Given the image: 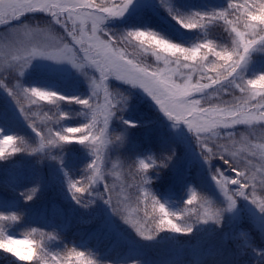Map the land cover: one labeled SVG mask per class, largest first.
Masks as SVG:
<instances>
[{
  "label": "rangeland",
  "instance_id": "374dc122",
  "mask_svg": "<svg viewBox=\"0 0 264 264\" xmlns=\"http://www.w3.org/2000/svg\"><path fill=\"white\" fill-rule=\"evenodd\" d=\"M198 1L131 0L121 17L106 19L101 28L104 32L114 36H122L129 31H151L173 44L182 47L195 46L203 41H198L197 37L199 36L194 33L190 38H187L183 27L175 30L172 11L181 9L188 11L191 16L194 14L207 16L226 9V7H218L217 4L223 2L228 5L229 3V0H212L213 4L209 8L198 10ZM95 2L99 3L101 0H95ZM107 2L118 4L120 0H107ZM141 12L145 16L140 15V18H137ZM153 13H155L156 24L160 28H167L163 26L166 23L171 31H175L177 41L164 31L156 30L149 17H152ZM232 19L235 20V17L233 16ZM52 20L50 14L36 12L28 13L22 16L20 21L13 22V24L21 25L19 30L0 25V85H3L0 86V118L4 117L9 124V126L0 125V139L8 135L15 137L12 144L0 146L4 148V154L0 156V194L8 191L14 197L0 196V216L14 215L17 217L14 222L0 221V230L4 231L7 236L32 241L34 252L32 260H20L11 253L0 250V262L2 264H37L35 257L41 255L44 264H87L89 260L92 261V264H105L106 258L103 252L106 251L105 247L108 245L106 239L115 230L117 235L130 238L131 240L128 242H133L132 245H147L149 240L156 243L155 241L163 238V232L157 228L161 213H159L158 206L153 208L152 196L170 213L179 215V218L169 217L172 223L177 226L191 228V225L198 221L206 227L204 221L209 222L205 229L207 232L188 231V233L192 231L195 234H200L204 238L209 237V229L221 225L220 220L212 224L209 211L223 209L222 204L227 203L221 190H216L218 186L213 177L216 176L219 179L221 174L230 177L234 172L223 163L219 156L206 161L195 134L183 123L177 124L169 120L160 111L155 101L142 89L124 84L114 77H110L105 82L109 92L119 94L114 96L117 109L109 121L106 137L108 142L100 146L101 158L103 157L104 164L108 166L103 177L109 179L107 186L114 189L112 207L105 203L109 194L105 192V185L100 182L99 177L95 181L81 177L91 170L88 166L82 167L78 162L92 161L95 159L94 153L79 144L67 145L61 142L57 147L47 146L48 130L60 132L62 124L67 125L64 113L68 110L65 106L72 108L77 117L84 119L82 124L87 123V110L79 104L66 101L52 103L48 100H39L32 97L30 93L23 94L22 89L36 88L69 99H87L92 92L91 80L95 79L99 82V73L89 67L87 62H84V67L75 68L68 61H53L37 57L25 64L24 58L28 52L33 49L41 50L53 42L60 41V38L65 36L63 29L54 24ZM221 22L223 21L209 26H216ZM226 27L228 28V26ZM208 30V26L202 29L206 35L209 33ZM194 32L196 33L198 30H194ZM66 42L70 43V39ZM131 44L136 45L137 42L132 41ZM126 47L127 51L143 59L145 63L153 66L157 64L155 57L150 52L148 54L141 53L138 46L127 45ZM253 52H257L260 56H253ZM263 53L264 45H257L248 55L247 62L239 70L238 76L249 80L264 75V69L258 68L255 72L252 69L250 71L248 67V63L256 65L259 57V64L262 61L264 63ZM161 55L166 56L167 54L161 53ZM14 56L18 58L13 59ZM169 59L174 58L169 57ZM212 59L214 58L212 57ZM160 66H163L162 62H160ZM86 68L87 70L83 71ZM211 75H215V73H211ZM68 85L71 86L70 90L65 88ZM10 91H16L19 94V102L9 95ZM253 91L264 92V87L257 84ZM210 92L214 97L213 103L220 106L232 105L241 98V93L235 88L228 95L222 91L210 90ZM103 95L101 88V101ZM140 96L148 100V102H144L145 107L142 111L140 102L143 101V98ZM33 100L35 103L32 102ZM131 114L137 116L133 122L130 120ZM59 116H63V119H60ZM140 121L143 123L137 124ZM18 124L17 132L19 133L10 132V129ZM29 125L42 131L43 141L41 137L36 136ZM219 131L222 134L225 132L223 129ZM227 131L234 132L235 141L234 144L229 142L227 158L235 164L248 168L249 176L255 179V192L250 187L248 189L249 196L254 194L257 196L256 198L264 202V187L260 185L261 177H264V125L254 121L252 126L239 125ZM52 138L54 139V137ZM143 140L148 142L154 140V145L153 143L142 144ZM42 143L45 145L43 149H41ZM152 146H155L154 152L150 150ZM211 146L217 150L216 145ZM132 147L138 151L135 155V168L125 163L127 150ZM13 148H20L21 151L14 152ZM234 152L235 156H233ZM101 158L97 161L98 164H100ZM141 160L149 165L146 171L140 169ZM186 162L195 164L194 176L198 178L200 184H202L201 181L206 184H202L201 194L198 189L195 191L191 183H185L184 190H178L174 184L175 194L171 192L170 188L166 190L165 194H157V171L166 173L165 180L167 182L178 173L180 176L186 177L190 174ZM72 166L79 167L72 169ZM81 172H83L82 175L76 174ZM141 176H146L147 184L142 182ZM8 177L18 181H27L24 183L27 184L25 190L12 189ZM70 182L86 187L88 191L75 193L79 199H73L74 189H70ZM251 183L252 181H250ZM209 185L212 186V190ZM194 191L197 199L192 205H188L186 201ZM144 192L149 194V199L146 201L147 216L145 215V204L139 203L144 198ZM29 196L31 199H28ZM211 196L212 200H210ZM246 201L253 205L248 199ZM81 204L88 206L89 209H73ZM49 206L57 209L47 212ZM20 207H24L23 212L20 211ZM256 209L258 208L254 205L252 209H249V212L253 213ZM74 211H79V214L76 217L78 224L72 232L73 235H84L89 232L87 227L92 224L94 219L97 220L98 226H101V230L94 232L96 237L92 243L89 240L80 241L76 245L80 250H73L72 254L69 252L59 256L61 251L57 252V249H64L62 245L65 242V236L58 232L61 229L60 224L51 221L57 216L66 219ZM253 215L257 216V220L264 224V212L259 210ZM47 216L51 221H48ZM61 223L66 224V222ZM150 225H153L154 229L158 231L151 230ZM168 232L173 233L171 230ZM148 236L152 238L146 239L145 237ZM98 242L102 243V250L96 245ZM40 247L43 252L40 251ZM76 252H83L84 256L77 258ZM181 256L184 255L181 254Z\"/></svg>",
  "mask_w": 264,
  "mask_h": 264
},
{
  "label": "snow or ice",
  "instance_id": "6c2138e0",
  "mask_svg": "<svg viewBox=\"0 0 264 264\" xmlns=\"http://www.w3.org/2000/svg\"><path fill=\"white\" fill-rule=\"evenodd\" d=\"M130 3L131 0H120L118 4H109L107 0H101L99 3L95 0H0V25L19 30L21 25L13 24V22L20 21V18L28 13L45 12L51 15L52 22L59 25L65 34L58 42H53L41 50L33 49L28 52L24 58L25 64L37 57L53 61H68L75 68L84 67V62H87L89 67L99 73V82L95 79L91 80L92 92L87 99H69L36 88L22 89L23 94L30 93L32 97L39 100H48L52 103L66 101L79 104L87 110V123L64 128L62 132L49 129L47 146L57 147L62 142L67 145L79 144L87 147L91 153L95 154V159L88 165L93 173L90 179L95 181L99 177L100 168L97 161L101 158L100 146L108 142L106 137L109 121L117 109L114 96L119 95L109 92L105 82L110 77H114L117 81L142 89L155 101L160 111L169 120L177 124L183 123L194 133L206 161L219 156L223 163L229 166L236 178H229L222 174L219 179L216 176L213 177L224 194L229 209L235 206L234 197H242L264 212V202H258L255 195L251 198L249 196L250 187L255 192V179L249 176L248 168L235 164L227 158L229 142L235 143L234 132L227 130L239 125L252 126L254 121L264 125V92L253 91L257 84L264 87V75L249 80L238 76L239 70L247 62L249 53L257 45H264V0H244L243 4L229 0L225 10L211 15L194 14L187 18L173 17L185 29H204L210 24L223 21L232 34L231 47H222L211 40H204L188 48L168 42L151 31H129L122 36L104 32L101 28L104 21L108 18L121 17ZM233 16L235 20L232 19ZM69 39L70 43L66 42ZM132 41L137 44L132 45ZM127 45L138 46L139 51L144 54L150 52L157 64L153 66L145 63L143 59L127 51ZM161 53L167 55H161ZM210 56L214 59L209 60ZM17 58L13 57V59ZM189 61L192 63H188ZM160 62L163 64L162 67ZM101 88L104 93L102 101ZM233 88L241 93L238 102L225 106L213 103L214 97L210 90L222 91L228 95ZM9 95L19 102V94L16 91H10ZM32 102L35 103V100ZM206 104L208 106H205ZM59 118L63 119V116ZM29 126L43 141L42 131L32 125ZM220 129L225 132L222 134ZM14 140L15 137L11 135L4 136L0 139V146L12 144ZM211 145H216L217 150H214ZM44 147L42 143L41 149ZM13 151H21V149L13 148ZM3 154L4 148L0 147V156ZM235 155L234 152L233 156ZM148 167V164L140 161L142 171H146ZM140 179L144 184L148 183L146 176H141ZM250 181H252L251 184ZM228 185H236V191L231 192ZM260 185L264 187V177H261ZM69 187L74 189L73 199L76 200L79 198L75 193L88 191V188L77 186V183L70 182ZM113 191L114 189L105 185V192L109 194L105 203L111 207ZM143 197L139 203L145 204L147 216L146 201L149 199V194L144 192ZM28 199H31V196ZM196 199V193L192 192L186 203L192 205ZM151 204L153 208L158 206L161 213L158 228L163 229L167 226L173 232L191 230L190 227L182 229L172 223L169 217L179 218V215L170 213L153 196ZM212 215L218 219L219 211L216 210ZM16 220L17 217L14 215L0 216V221L14 222ZM0 236H3L2 230H0ZM30 243L31 251L26 256L10 249H6L5 252L11 253L20 260H32L33 242L30 241ZM40 251L43 252L42 247ZM75 255L80 258L84 256V253L76 252ZM35 259L37 264H44L41 255H37ZM87 264H92V261L89 260Z\"/></svg>",
  "mask_w": 264,
  "mask_h": 264
},
{
  "label": "clouds",
  "instance_id": "9594fccd",
  "mask_svg": "<svg viewBox=\"0 0 264 264\" xmlns=\"http://www.w3.org/2000/svg\"><path fill=\"white\" fill-rule=\"evenodd\" d=\"M31 247L30 240L7 236L4 231L3 236H0V250L3 252H5L6 249H10L13 252H18L20 255L26 256L30 253Z\"/></svg>",
  "mask_w": 264,
  "mask_h": 264
},
{
  "label": "trees",
  "instance_id": "16d2710c",
  "mask_svg": "<svg viewBox=\"0 0 264 264\" xmlns=\"http://www.w3.org/2000/svg\"><path fill=\"white\" fill-rule=\"evenodd\" d=\"M174 17H177V18H186L185 15H183V14H178V13H176ZM174 23H175L176 26L181 27L180 24H178V23L176 22V19L174 20ZM159 30H161V29H159ZM164 33L168 34L169 37L174 38V39L176 40L175 36H174L172 33L169 34V33L166 32V31H164ZM164 33H163V34H164ZM176 41H177V40H176ZM219 45H222V47H229L230 43L225 39V40H224L223 42H221ZM192 46H193V45L185 46V47L188 48V47H192ZM209 60H213L212 57H209ZM218 63H219V62H218ZM130 120L133 122V118H130ZM141 123H143V122L140 121V124H141ZM136 153H138V152H136ZM135 155H136V154H132V157H130V160H129L130 163H133V161L135 162Z\"/></svg>",
  "mask_w": 264,
  "mask_h": 264
}]
</instances>
